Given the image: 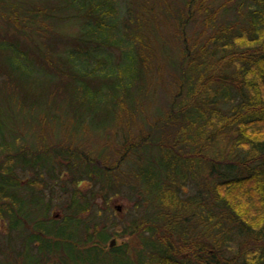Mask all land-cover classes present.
Listing matches in <instances>:
<instances>
[{
  "label": "trees",
  "instance_id": "1",
  "mask_svg": "<svg viewBox=\"0 0 264 264\" xmlns=\"http://www.w3.org/2000/svg\"><path fill=\"white\" fill-rule=\"evenodd\" d=\"M65 1L79 11L90 10L87 44L116 45L120 51L117 60L109 53L92 67L91 59L89 65L83 62L85 68L78 61L88 59L92 49L72 47L66 58L76 76L74 114L104 127L113 112L121 146L115 162L107 157L100 165L72 144L48 143L43 137L32 146L19 135L9 139L14 114L0 99L1 222L24 235L36 264H49L52 254L58 258L54 264H264V0H239V12L228 20L226 1L184 0L175 8L177 88L168 113L150 124L154 131L165 119L174 129L136 138L123 133L116 109L135 98L132 88L145 80L159 49L142 30L139 7L134 0ZM145 8L138 13L147 15ZM191 24L197 28L189 31ZM0 50L10 52L5 64L17 92L31 102L29 111L50 114L43 109L46 98L31 95L27 62L38 67L28 49L4 38ZM106 64L111 68L103 69ZM52 79L45 90L55 84ZM69 172L72 190L64 180ZM86 179L94 187L83 191L78 183ZM192 181L196 188L189 195ZM130 189L140 198L126 214L123 235L140 240L142 249L134 254L127 243L104 247L118 218L97 202ZM56 204L66 211L61 220L50 217ZM27 224L32 230L25 233ZM5 238L11 243V234Z\"/></svg>",
  "mask_w": 264,
  "mask_h": 264
},
{
  "label": "rangeland",
  "instance_id": "2",
  "mask_svg": "<svg viewBox=\"0 0 264 264\" xmlns=\"http://www.w3.org/2000/svg\"><path fill=\"white\" fill-rule=\"evenodd\" d=\"M183 1L134 0L135 6L139 7L138 9L135 7L137 14H140L141 20L144 21L142 30L148 42L151 40V45L155 44L157 49L159 47L157 51L155 50V56L150 58L149 67L145 72V80L132 88L135 98H132L131 102H125L127 105H118L116 109H119L121 115L119 120L121 119L120 125L123 127V133H134L132 135L134 138L137 133L148 134L153 131L150 130V124H153L154 120L164 112L168 113L167 110L170 108L172 93L177 88L173 79L176 69L172 64L175 57L174 51L178 44L174 12L175 8L183 5ZM222 1H226L231 7L225 18L227 20L233 18L235 12L236 14L239 12V0H214L215 3ZM141 6L148 7L145 8L147 15L138 13L142 10ZM88 12L90 10L79 11L65 0H0V42H3L4 38L9 41H19L28 49L31 57L35 60L34 65L38 67L34 68L27 62L29 65L27 72L31 79V81L28 79L31 95L42 94L41 97L47 100L43 109L50 114L41 115V112L36 114L37 110L29 111L31 102L27 99L24 102V96L17 92V86H14L16 85L15 76L5 64V58L10 53L8 50H0V99L2 103L5 101L4 103L9 107L5 109L6 112L14 114V118H11L12 122L9 121L11 128V133L7 136L9 139L19 135L26 140L27 145L32 146H36L43 137H46L48 143L72 144V147H78L77 150H84L87 155L96 157L97 162L101 165L103 158L108 157L111 162L116 161V151L121 146L118 138L119 127L113 123V112L112 115L108 114L107 118L112 119L107 121L104 127L96 126L94 122L90 123L87 119H81L74 114L71 105L72 96L75 93L74 80L76 76L66 57L68 50L72 47H79L84 52L92 49L88 59L85 60L82 57L80 58L82 63L78 61V67L85 68L82 66L83 62L89 65L91 59L90 67H92L96 58H105L109 53H113L114 60H117L120 51L116 45L86 43L84 34H87V30H89L86 22L87 16L89 17ZM121 16H123V10ZM195 25L191 24L188 30L197 28V24ZM24 29H27L26 35L21 31ZM44 31H47V35L42 33ZM37 46L47 52V59L40 57V49ZM82 55L84 56V54ZM48 65L49 69L46 67ZM104 66L101 68H111V64ZM42 67H45L47 71ZM52 77L55 84L49 91L45 90L49 88ZM165 122L167 121L163 119L162 126L155 127L153 133H156V137L162 136V134L167 135L173 131L174 127L165 124ZM20 174L25 182L26 175ZM29 174L30 172L27 173V175ZM64 180L72 190L71 172L64 175ZM78 184L83 191L89 189L90 186L94 187L92 181L87 179ZM187 188V194L192 195L196 185L192 181L187 184ZM139 198L140 195L131 189L121 190L120 193L113 195V198L108 202L101 197L98 198L97 202L100 208L105 209L106 212L110 211V216L118 218L113 220L115 226L109 227V231L113 235L104 244L106 249L109 248V243L113 238L116 239L113 246L127 243L133 254L142 249L137 236L123 235V226L129 221L126 214L132 206L138 203ZM65 212L62 206L56 204L52 208L50 217L61 220ZM3 221L0 220V264H36L28 249L25 248L27 244L23 239L24 235L20 234L19 236L18 231L9 230L7 222ZM24 226L25 233L29 229L32 230V224ZM9 234L12 235V240L7 244L5 237ZM36 250L37 245H32L33 252H31L36 254ZM46 260L49 264L58 262L56 254L48 255ZM43 262L46 264V261Z\"/></svg>",
  "mask_w": 264,
  "mask_h": 264
},
{
  "label": "water",
  "instance_id": "3",
  "mask_svg": "<svg viewBox=\"0 0 264 264\" xmlns=\"http://www.w3.org/2000/svg\"><path fill=\"white\" fill-rule=\"evenodd\" d=\"M119 209H120V208H119ZM115 241H116V239L113 238V239L110 241V246H113V245L115 244Z\"/></svg>",
  "mask_w": 264,
  "mask_h": 264
}]
</instances>
